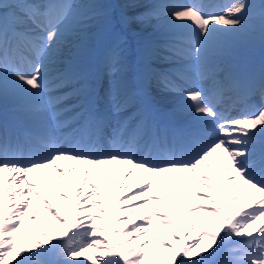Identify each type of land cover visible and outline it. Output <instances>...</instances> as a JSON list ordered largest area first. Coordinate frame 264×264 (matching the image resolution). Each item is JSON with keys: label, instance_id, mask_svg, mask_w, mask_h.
I'll use <instances>...</instances> for the list:
<instances>
[{"label": "snow or ice", "instance_id": "snow-or-ice-1", "mask_svg": "<svg viewBox=\"0 0 264 264\" xmlns=\"http://www.w3.org/2000/svg\"><path fill=\"white\" fill-rule=\"evenodd\" d=\"M116 7L0 0V264H264V64L257 75L242 60L257 38L264 45V0ZM161 26L174 42H155ZM101 29L111 38L92 71L83 63ZM173 57L175 78L156 67ZM155 91L182 93L175 111L191 119L176 123ZM124 165L123 180L141 173L135 190L109 196L93 170L111 181ZM54 181L71 215L42 190ZM193 183L181 208L177 198ZM39 205L60 225L58 237ZM26 216L43 240L28 242Z\"/></svg>", "mask_w": 264, "mask_h": 264}, {"label": "bare ground", "instance_id": "bare-ground-1", "mask_svg": "<svg viewBox=\"0 0 264 264\" xmlns=\"http://www.w3.org/2000/svg\"><path fill=\"white\" fill-rule=\"evenodd\" d=\"M73 2L76 3H82L85 2V0H73ZM95 2L100 3V4H109L112 5L113 8L110 9V11H115L116 13H118L120 10L118 6L122 0H95ZM139 31V29H135ZM148 32H151V29L147 30ZM164 35V36H163ZM176 33H174L173 31H170L169 29H167L166 26H161V28L159 29L158 32H156L153 36V39L155 40V42L159 45H163L166 42L169 41H173L174 42V37H175ZM104 36L110 37V33L108 32L107 34H105ZM167 36L169 37L168 39ZM69 39H71V37H69ZM166 39V40H163ZM102 40V38H101ZM264 45H262L259 41V39L257 38L253 43H251L250 45L246 46L243 50H242V60H243V64L244 66L249 70V72L251 73H255L258 75L259 73V69L261 67L262 64H264V51L262 50ZM97 47V45L95 46V48ZM94 48V50H95ZM90 57H95V54L92 53L88 58ZM175 60H178L177 58L173 57L170 61H165L163 59H159L157 60V63L159 64L158 66V70L167 73L168 75L171 74H176L178 73L179 68H177L176 66H174L172 64V62H174ZM156 63V64H157ZM61 65H54V68H60ZM53 75L55 74L54 72L52 73ZM9 76L12 75V73H8ZM154 94H159L160 96H168L170 97L168 100H166L167 102H169L170 100L173 101L172 106L170 108H164L166 110H174L173 114H174V119H179L182 115H184V113H181L179 111H175L176 109H178V107L180 106V104L182 103V101L184 100V96L182 93H180L179 91L177 92H173V93H166V92H160V91H155ZM165 101V102H166ZM129 166L124 165L121 166L120 171L117 173L116 177H114L111 181H107L102 180L99 176V173H97L95 170H93V179L96 180V182L98 184H100L102 189H106L107 194L109 196H116V195H120L121 198H123L124 196H128L131 194L132 191L135 190V185L138 182V180L140 179L141 173L139 171L136 172V174L131 177L128 180H123L121 178V173L126 170ZM108 171V167H106V172ZM205 171H208L207 169H205ZM209 175H213L211 172L208 173ZM8 175V174H5ZM213 179H217V177L215 175H213ZM123 183L124 185H126L123 189L119 188V185ZM58 185V182H53V184L51 186H49L48 184H41V188L42 190L45 192V194L48 196L49 200L55 204L56 206H58L61 209V212L65 215H71V213L69 212H65L64 211V201H62L57 195H55V189ZM110 187L111 190H108V188ZM193 187H199V185L196 184H191L189 185V194L188 195H183L182 198L178 197L177 198V203H179L181 205V208H184L187 206V203L190 199V192H191V188ZM163 190V189H162ZM85 191H87V189H85ZM176 189H173L171 193H166V195L168 196V199L171 200L173 198V195L175 194ZM201 192H208L207 189H201ZM210 194H216V193H210ZM71 195V193H70ZM97 199H99L98 197H96ZM33 199H35L33 197ZM136 201H129V204H133ZM13 203H15V201H13ZM37 204L39 203L38 201L36 202ZM243 203V198L241 199V201H238L236 203V205L234 206L235 208H239L241 206V204ZM40 207V213H41V218L44 221V226L48 228L49 232L51 233V235L55 238L59 236V233L53 231V225H55V227L59 228L60 225L56 224V222L52 219V217L46 213L43 209L42 205H39ZM173 214L175 215V208L172 209ZM99 214V213H98ZM110 215H112L113 217L115 216H124V213H116V212H111ZM137 212L133 211L132 212V216L133 219L136 217ZM180 217L177 216V219H179ZM264 223V222H262ZM115 226V225H113ZM126 227H129L130 224H126ZM24 227H30L31 228V233L28 236V242L31 243L33 236L43 240L44 237L43 235L37 230L36 224L34 222L29 221V219L27 218V216L25 217L24 220ZM163 229V228H160ZM24 228L21 229V233H18L17 235V242H20V238L21 235L23 233ZM166 231V230H165ZM161 232V231H160ZM166 240H168L170 243H175V241H173V239L169 236V234L167 232H165L166 235H164L163 233H161ZM168 236V237H167ZM196 238L195 236V231L192 233L191 238H188L186 240V243L191 244L193 242V240ZM239 239V238H237ZM207 238H204V243H207ZM154 247H158V246H154ZM209 251H211V249H209ZM223 255H221V257L215 258V259H222Z\"/></svg>", "mask_w": 264, "mask_h": 264}, {"label": "rangeland", "instance_id": "rangeland-1", "mask_svg": "<svg viewBox=\"0 0 264 264\" xmlns=\"http://www.w3.org/2000/svg\"><path fill=\"white\" fill-rule=\"evenodd\" d=\"M103 34H104V33H103ZM160 231H161V233H163L164 235H166V234H165L166 231H165L164 229H160ZM167 237H168V236H167ZM173 241H175V240L173 239ZM161 251H163V250H161Z\"/></svg>", "mask_w": 264, "mask_h": 264}]
</instances>
